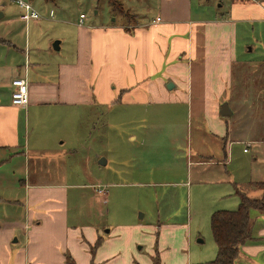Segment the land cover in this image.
<instances>
[{"label": "rangeland", "instance_id": "374dc122", "mask_svg": "<svg viewBox=\"0 0 264 264\" xmlns=\"http://www.w3.org/2000/svg\"><path fill=\"white\" fill-rule=\"evenodd\" d=\"M2 1L0 35L14 38L21 48L25 39L19 28H24V23L9 21L18 17L19 7L12 0H5L6 5H1ZM24 1H29L42 16L39 23L32 21L29 29L31 47L37 39V47L42 49L50 39L65 37L64 31L50 21L74 23L82 13L84 23L99 25L115 20L126 24L146 20L157 9V0H117L128 12L126 18L112 8L110 0ZM53 11V19H49L48 14ZM48 51H38L46 70L55 66L61 56ZM256 53L259 50L246 56ZM24 57L14 50L7 54V46L0 41V67L22 64ZM232 76L230 96L221 101L228 102L232 114L219 116L226 121L231 139L226 144L224 164L195 163L187 144L190 131L186 104H140L123 96L100 106L59 103L51 106L53 113L61 117L52 128L54 138L46 143L49 149H30L27 158L0 152V191L7 198L22 201L23 188L17 179L22 181L26 170L31 177L36 168H43L47 174L50 170L59 172L51 180L63 177L62 184L67 185L71 227L81 228V235L85 225L99 231L91 242L82 236L88 242L90 255L86 264H97L94 252L100 244L99 252L105 249L113 254L107 256L110 262L98 264H170L174 257L188 255L191 264L212 260L216 255L210 228L212 212L238 206L235 184L250 197H260L261 194L254 195L250 182L264 179V57L257 56L255 63L234 65ZM11 91L0 90V97L8 99L10 95L11 99ZM73 114L79 116L73 119ZM218 121L216 117L214 123ZM31 127V123L23 127L24 140ZM62 152L64 157L58 158ZM100 158L107 162L100 164ZM99 188L103 191L99 192ZM21 207L15 201L0 202V216L8 208ZM250 217L253 232L264 226L258 211L251 210ZM3 237L0 231V252L8 249L2 243ZM174 247L178 248L176 254ZM71 253L68 249L60 259L37 264H85Z\"/></svg>", "mask_w": 264, "mask_h": 264}, {"label": "crops", "instance_id": "0c3cea01", "mask_svg": "<svg viewBox=\"0 0 264 264\" xmlns=\"http://www.w3.org/2000/svg\"><path fill=\"white\" fill-rule=\"evenodd\" d=\"M1 5H6L5 0ZM156 8L150 18L126 24L112 20L96 25L84 23V18L80 22L79 17L74 23L50 21L64 31L65 37L50 39L44 49L37 47V39L33 47L29 40L30 23H39L42 16L24 21L19 8L18 17L9 21L24 23L19 31L24 32L25 43L20 48L14 38L6 35H0V41L7 46V54L14 50L25 57L22 64L0 67V90L11 91L12 78L24 76L28 102L16 106L10 95L8 99L0 97V152L27 158L30 149H49L46 143L54 138L52 128L61 117L53 113V105L100 106L123 96L140 104H186L190 131L187 144L195 163H223L226 144L231 139L226 121L219 117V108L221 101L230 96L234 65L255 63L257 56L264 57V0H157ZM53 15L54 11L49 12L48 18L53 19ZM39 50L61 56H54L58 58L55 66L46 70L39 61ZM253 50H259L258 55L246 56ZM77 116L72 115L73 119ZM216 117L218 123H214ZM30 123L31 133L24 140L23 127ZM62 157L63 152L58 154V158ZM42 169L36 168L32 177L26 170V177L17 179L23 188L22 201L7 198L0 191V202L23 205L8 208L0 216L2 243L8 248L1 250L0 264L60 259L68 249L86 264L90 256L86 243L94 240L99 231L85 225L81 235V228L71 227L67 185L62 184L63 177L51 180L59 172L50 170L47 174ZM252 189L254 195L262 194L260 189ZM258 214L264 220V214ZM18 244L21 246L16 249ZM100 245L94 252L95 261L110 262L107 256L113 253L105 249L99 252ZM177 249L173 248V254ZM170 264H191L190 256L174 257ZM234 264H264V226L256 232L252 230V237L240 246Z\"/></svg>", "mask_w": 264, "mask_h": 264}, {"label": "trees", "instance_id": "16d2710c", "mask_svg": "<svg viewBox=\"0 0 264 264\" xmlns=\"http://www.w3.org/2000/svg\"><path fill=\"white\" fill-rule=\"evenodd\" d=\"M110 3L114 10H119L128 18V12H124L121 2L110 0ZM125 29L130 28L125 26ZM250 183L253 188L262 191L261 196L250 197L245 191L236 187L235 194L239 198L238 206L235 209L214 210L210 216L211 233L216 245L215 257L209 261L192 264H234L240 246L252 237L250 210L255 209L264 214V179Z\"/></svg>", "mask_w": 264, "mask_h": 264}, {"label": "built area", "instance_id": "2783aa9c", "mask_svg": "<svg viewBox=\"0 0 264 264\" xmlns=\"http://www.w3.org/2000/svg\"><path fill=\"white\" fill-rule=\"evenodd\" d=\"M19 8L22 9L20 13V19L28 21L29 19H37L40 17L39 12L32 6L29 1L24 0H12ZM84 18L83 14H80V22ZM160 18L157 17L156 20ZM12 91H11V103L16 106H25L28 102V85L24 76H15L11 80ZM246 150V149H244ZM99 192L103 189L99 188Z\"/></svg>", "mask_w": 264, "mask_h": 264}, {"label": "water", "instance_id": "95a60500", "mask_svg": "<svg viewBox=\"0 0 264 264\" xmlns=\"http://www.w3.org/2000/svg\"><path fill=\"white\" fill-rule=\"evenodd\" d=\"M56 46H57V42L54 43V47H56ZM219 113L222 116H230L232 114V110L229 107L227 101H224L223 103H221L220 108H219ZM105 162H106V160L104 158L99 159L100 164H105Z\"/></svg>", "mask_w": 264, "mask_h": 264}]
</instances>
